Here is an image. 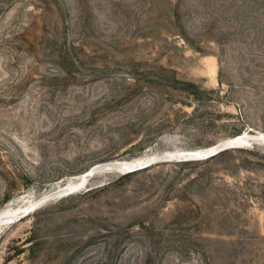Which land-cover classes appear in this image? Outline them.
<instances>
[{
	"label": "rangeland",
	"instance_id": "rangeland-1",
	"mask_svg": "<svg viewBox=\"0 0 264 264\" xmlns=\"http://www.w3.org/2000/svg\"><path fill=\"white\" fill-rule=\"evenodd\" d=\"M33 202L0 264H264V0H0V215Z\"/></svg>",
	"mask_w": 264,
	"mask_h": 264
},
{
	"label": "bare ground",
	"instance_id": "bare-ground-1",
	"mask_svg": "<svg viewBox=\"0 0 264 264\" xmlns=\"http://www.w3.org/2000/svg\"><path fill=\"white\" fill-rule=\"evenodd\" d=\"M250 137V136H249ZM248 137V134L247 133H244V134H238V135H235V136H232L230 137L228 140L226 141H231L232 143H234L235 145H243L244 143H246V141L249 139ZM253 138V137H251ZM225 141V140H224ZM211 147V146H210ZM208 149V148H207ZM152 159V164L154 162H156V158H143V157H138V158H134L132 160H128V161H124V162H118V165L116 166H120V167H123L124 165H127V166H134V165H138V164H144V163H147L148 161H151ZM150 163V165H151ZM121 164L123 166H121ZM149 165V166H150ZM124 168V167H123ZM91 174H88V175H81V176H78L76 177L75 179H77V181L75 180H71L68 184H67V188L65 190H67L69 187H80V186H83L85 184V181L84 178L87 177V176H90ZM88 182V181H87ZM61 191V190H60ZM23 200L20 199L18 202L16 203H20L22 202ZM26 201V200H25ZM38 201V200H37ZM41 201V200H40ZM30 203V202H29ZM10 205V204H9ZM12 205V204H11ZM17 205V204H15ZM21 205V204H20ZM33 207L35 205V203L33 202ZM28 206V205H27ZM31 206L29 207H23L22 206H17L15 207L14 209H12L11 211L6 212L4 213L3 215H0V226L3 225V222H2V219L4 220L5 218L8 219L9 217H13V216H19V215H22V214H28L30 212H32L33 210H35L36 208H38L39 206H35L34 208H30ZM5 212V211H4ZM3 213V211H2ZM11 219V218H10Z\"/></svg>",
	"mask_w": 264,
	"mask_h": 264
},
{
	"label": "water",
	"instance_id": "water-1",
	"mask_svg": "<svg viewBox=\"0 0 264 264\" xmlns=\"http://www.w3.org/2000/svg\"><path fill=\"white\" fill-rule=\"evenodd\" d=\"M238 145H235L234 143H232L231 141H225L222 142L220 144H217L211 148L208 149H204V150H190V151H182V152H174L172 154H167L168 156L163 157L164 160H171V159H182V160H189V159H202V158H207L209 156H213L227 148H231V147H236ZM151 161H148L147 163L144 164H138V165H134V166H127V169L130 171L136 170V169H140V168H145L148 167L150 165ZM96 168H91L89 170H87L84 175H88V174H93L95 172ZM89 176L85 177L84 180H88ZM75 187H69L67 190H65L64 192H71L74 190Z\"/></svg>",
	"mask_w": 264,
	"mask_h": 264
},
{
	"label": "trees",
	"instance_id": "trees-1",
	"mask_svg": "<svg viewBox=\"0 0 264 264\" xmlns=\"http://www.w3.org/2000/svg\"><path fill=\"white\" fill-rule=\"evenodd\" d=\"M224 151H225V150H223V151H221V152H219V153H217V154H215V155H213V156H210L209 158H214V157L218 156L219 154H222Z\"/></svg>",
	"mask_w": 264,
	"mask_h": 264
}]
</instances>
